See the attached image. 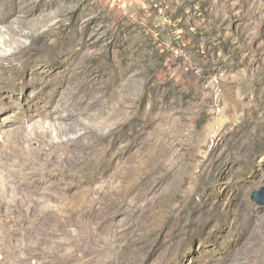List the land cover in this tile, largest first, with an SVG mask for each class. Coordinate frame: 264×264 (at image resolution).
<instances>
[{
    "label": "rangeland",
    "instance_id": "1",
    "mask_svg": "<svg viewBox=\"0 0 264 264\" xmlns=\"http://www.w3.org/2000/svg\"><path fill=\"white\" fill-rule=\"evenodd\" d=\"M0 20V264H264V0Z\"/></svg>",
    "mask_w": 264,
    "mask_h": 264
},
{
    "label": "water",
    "instance_id": "2",
    "mask_svg": "<svg viewBox=\"0 0 264 264\" xmlns=\"http://www.w3.org/2000/svg\"><path fill=\"white\" fill-rule=\"evenodd\" d=\"M251 199L259 205H263L264 204V186L259 188L257 191H254L251 194Z\"/></svg>",
    "mask_w": 264,
    "mask_h": 264
},
{
    "label": "bare ground",
    "instance_id": "3",
    "mask_svg": "<svg viewBox=\"0 0 264 264\" xmlns=\"http://www.w3.org/2000/svg\"><path fill=\"white\" fill-rule=\"evenodd\" d=\"M3 21H4V20H3ZM1 22H2V21L0 20V23H1ZM15 34H16V35H15ZM18 34H19V33H18ZM12 35H13V36L15 35L16 37L19 36V35L17 36V32H15V31L12 32ZM6 43H8V42H7V41H4L3 44H5V46H6ZM54 89H55V88H54ZM53 92H54V90H53ZM56 92H57V91H56ZM70 152H71V151H70ZM40 153H41V152H40ZM64 153H65V152H64ZM42 154H43V153H42ZM41 156H42V155H41ZM47 156H48V155H47ZM67 156H68V155H67ZM50 157H51V156H50ZM39 159H40V158H39ZM39 161H40V160H39ZM44 161H45V160H44ZM60 161H61V160H60ZM23 163H24V162H23ZM41 164H42V163H41ZM60 164H61V163H60ZM28 165H29V164H28ZM33 165H34V164H33ZM36 165H37V164H36ZM52 165H53V164H52ZM58 165H59V164H58ZM26 166H27V165H26ZM49 167H50V166H49ZM53 167H54V166H52V168H53ZM45 168H46V167H45ZM50 168H51V167H50ZM57 169H58V168H57ZM63 170H64V169H63ZM54 171H55V170H54ZM56 171H57V170H56ZM58 171H59V170H58ZM34 172H35V171H34ZM23 175H24V174H23ZM26 175H27V174H26ZM96 213H97V212H96ZM108 220H109V219H108ZM110 220H111V219H110ZM98 221H99V220H98ZM97 225H98V224H97ZM117 229H118V228H117ZM117 229H116V231H117ZM119 229H120V228H119ZM126 229H127V228H126ZM126 229H125V230H126ZM97 235H98V234H97ZM111 235H112V234H111ZM115 235H116V234H115ZM112 236H113V235H112Z\"/></svg>",
    "mask_w": 264,
    "mask_h": 264
}]
</instances>
